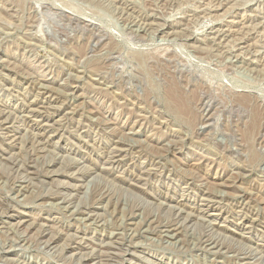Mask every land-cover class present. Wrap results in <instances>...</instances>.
Here are the masks:
<instances>
[{"label":"rangeland","instance_id":"rangeland-1","mask_svg":"<svg viewBox=\"0 0 264 264\" xmlns=\"http://www.w3.org/2000/svg\"><path fill=\"white\" fill-rule=\"evenodd\" d=\"M0 264H264V0H0Z\"/></svg>","mask_w":264,"mask_h":264},{"label":"bare ground","instance_id":"bare-ground-1","mask_svg":"<svg viewBox=\"0 0 264 264\" xmlns=\"http://www.w3.org/2000/svg\"><path fill=\"white\" fill-rule=\"evenodd\" d=\"M169 93H170L169 96H170L171 98H173V100H174L175 103H177L176 106H177L178 108L181 109L182 106H181V104H179V103H180L179 100H178V98H179V94L177 93V89H176V87L173 86ZM241 99H242L243 101H246V102L249 101V98L246 97V96L242 97ZM255 122H256V119L253 120L252 124H253V123L255 124ZM41 133H42V132H41ZM42 134H43V133H42ZM40 135H41V134H40ZM41 136H42V135H41ZM36 137H37V136H36ZM43 140H44V139H43Z\"/></svg>","mask_w":264,"mask_h":264}]
</instances>
